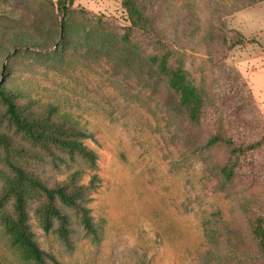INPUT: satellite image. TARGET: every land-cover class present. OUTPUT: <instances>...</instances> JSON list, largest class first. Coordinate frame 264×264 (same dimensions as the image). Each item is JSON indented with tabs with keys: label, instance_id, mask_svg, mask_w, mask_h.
I'll list each match as a JSON object with an SVG mask.
<instances>
[{
	"label": "rangeland",
	"instance_id": "obj_1",
	"mask_svg": "<svg viewBox=\"0 0 264 264\" xmlns=\"http://www.w3.org/2000/svg\"><path fill=\"white\" fill-rule=\"evenodd\" d=\"M140 1L157 33L134 29L124 40L131 23L121 0H0V89L52 103L94 134L86 144L98 168L53 149L66 161L54 167L46 150L0 131L42 156L30 165L50 185L75 171L80 184L102 179L85 202L98 240L68 209L67 249L31 204L36 239L63 264H264L251 228L264 219V1L241 9L232 0ZM162 46L170 69L182 68L202 93L197 122L152 60ZM218 133L243 153L207 146ZM3 154L0 146V190ZM226 165L235 168L230 181ZM0 264H21L1 227Z\"/></svg>",
	"mask_w": 264,
	"mask_h": 264
},
{
	"label": "trees",
	"instance_id": "obj_2",
	"mask_svg": "<svg viewBox=\"0 0 264 264\" xmlns=\"http://www.w3.org/2000/svg\"><path fill=\"white\" fill-rule=\"evenodd\" d=\"M66 0H60L65 4ZM264 0H232L233 9L253 6ZM128 13L131 26L126 28L124 40H127L134 29L155 31L152 16L149 15L143 2L139 0H121ZM220 9V8H219ZM218 9V12H219ZM155 16H153L154 18ZM234 46L243 45V39ZM159 72L167 77L171 91L178 95L181 105L186 109L189 118L199 121L204 108L203 96L199 88L187 79L182 68L170 69L169 51L162 46V52L152 57ZM37 101L15 91L0 89V127L14 130L33 147L46 150L55 167L57 161L65 163L64 158L54 150L67 154L70 161H80L90 169H97L98 154L86 144L87 139H95L94 134L81 128L68 115L49 103L37 106ZM233 147L235 153H243V148L234 147L235 143L218 133L207 141V146L219 144ZM0 146L4 149L2 162L9 173L2 175L4 184L0 190V227L9 240L10 248L17 255L21 264H63L57 255L43 250L36 233L30 223V205L34 204V213L39 226L45 233L53 232L69 250H73L74 242L69 212L72 210L79 217L84 237L98 240L99 228L93 220L90 209L85 205L87 193L96 189L101 177L94 174L87 185L80 184L75 171L68 180L62 183L48 184L39 173L32 169L31 162L43 161L42 156L25 145L16 144L3 130L0 131ZM261 146V142L251 144L248 150ZM54 149V150H53ZM22 158L23 163L15 159ZM221 172L225 180L230 181L235 175L234 166H223ZM57 222V225L55 224ZM251 228L255 243L264 257V219H251Z\"/></svg>",
	"mask_w": 264,
	"mask_h": 264
},
{
	"label": "water",
	"instance_id": "obj_3",
	"mask_svg": "<svg viewBox=\"0 0 264 264\" xmlns=\"http://www.w3.org/2000/svg\"><path fill=\"white\" fill-rule=\"evenodd\" d=\"M61 33L63 34V20H62V23H61Z\"/></svg>",
	"mask_w": 264,
	"mask_h": 264
}]
</instances>
